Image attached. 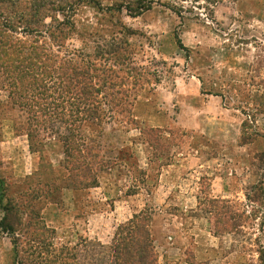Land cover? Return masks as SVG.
<instances>
[{
    "label": "rangeland",
    "instance_id": "rangeland-1",
    "mask_svg": "<svg viewBox=\"0 0 264 264\" xmlns=\"http://www.w3.org/2000/svg\"><path fill=\"white\" fill-rule=\"evenodd\" d=\"M93 2L104 11L77 6L80 36L67 47L91 55L101 42L97 31L107 40L124 37L148 83L131 121L84 127L107 161L90 175L68 167L58 135L42 133L30 148L24 117L0 89L7 199L54 230L57 247L107 249L117 229L143 213L152 217L159 264H264V197L247 199L263 174L256 156L264 152V0ZM149 2L150 11L132 17ZM120 5L121 12L106 11ZM222 200L228 217L220 214ZM12 252L0 232V264H11Z\"/></svg>",
    "mask_w": 264,
    "mask_h": 264
},
{
    "label": "trees",
    "instance_id": "trees-1",
    "mask_svg": "<svg viewBox=\"0 0 264 264\" xmlns=\"http://www.w3.org/2000/svg\"><path fill=\"white\" fill-rule=\"evenodd\" d=\"M85 2L104 11L93 0H0V89L8 94L11 109L24 117L30 148L38 146L42 133L58 135L68 167L90 175L101 172L107 161L100 142L85 138L84 127L131 121L140 85L148 81L129 60L124 37L107 40L104 31H97L101 42H93L91 55L67 47L68 41L80 36L75 9ZM122 7L106 11L121 12ZM151 9L150 2L140 4L132 17ZM243 137L242 142L250 144V138ZM256 158L263 174L251 188L253 196H247L254 202L264 197V152ZM220 203L225 209L220 214L230 216L229 201ZM0 210V232L10 238L13 248L11 264H159L151 237L152 217L147 214L134 215L120 226L109 248L95 244L87 252L76 245L55 246L50 239L55 231L8 200L3 180Z\"/></svg>",
    "mask_w": 264,
    "mask_h": 264
},
{
    "label": "crops",
    "instance_id": "crops-1",
    "mask_svg": "<svg viewBox=\"0 0 264 264\" xmlns=\"http://www.w3.org/2000/svg\"><path fill=\"white\" fill-rule=\"evenodd\" d=\"M176 263H178V261H177ZM179 264H185V263H183V262H179Z\"/></svg>",
    "mask_w": 264,
    "mask_h": 264
}]
</instances>
